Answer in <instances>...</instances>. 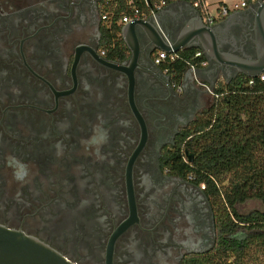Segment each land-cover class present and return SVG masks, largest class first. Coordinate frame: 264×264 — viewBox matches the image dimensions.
I'll return each instance as SVG.
<instances>
[{
    "label": "flooded vegetation",
    "instance_id": "obj_1",
    "mask_svg": "<svg viewBox=\"0 0 264 264\" xmlns=\"http://www.w3.org/2000/svg\"><path fill=\"white\" fill-rule=\"evenodd\" d=\"M102 1L0 0V224L75 264H225L206 187L169 155L243 74L206 58L178 88L141 30L135 58L110 56ZM222 21L221 49L256 57L264 11ZM184 24L163 22L171 41Z\"/></svg>",
    "mask_w": 264,
    "mask_h": 264
},
{
    "label": "trees",
    "instance_id": "obj_2",
    "mask_svg": "<svg viewBox=\"0 0 264 264\" xmlns=\"http://www.w3.org/2000/svg\"><path fill=\"white\" fill-rule=\"evenodd\" d=\"M159 0H106L111 18L102 24V45L112 57L125 58L118 21L134 7L149 12ZM169 1V0H168ZM193 6L195 1L182 0ZM198 48L182 49L163 67L179 83L191 65L201 67L204 54ZM264 74V72H263ZM264 81L248 84V77L238 75L228 83L219 82L220 96L209 119L200 120L196 134L169 155L170 166L177 173L190 174L204 184L218 217L219 240L216 254L225 264H264V209L240 214L236 204L257 199L264 205ZM225 92H227L225 94ZM223 94V95H221ZM190 134V133H189ZM188 149L184 154L183 148ZM193 160L187 163L189 155Z\"/></svg>",
    "mask_w": 264,
    "mask_h": 264
},
{
    "label": "water",
    "instance_id": "obj_3",
    "mask_svg": "<svg viewBox=\"0 0 264 264\" xmlns=\"http://www.w3.org/2000/svg\"><path fill=\"white\" fill-rule=\"evenodd\" d=\"M185 12V24L175 41L163 34L152 18L146 20L134 19L121 27L122 39L130 52V57H136L138 46L137 32L144 31L155 48L168 53L184 48H198L204 52L208 60H214L219 65L222 62L236 64L239 73L248 78H256L264 72V32H260L258 54L254 58L241 56L235 52H225V38H220L221 26L224 21L207 25L202 21L199 11L190 3L181 1L178 4ZM255 8L264 11V0L251 3ZM162 9L157 14L160 20ZM225 47V46H224ZM196 72V71H195ZM184 78V77H183ZM184 81V79H183ZM0 264H75L59 251L40 239L23 231L0 224Z\"/></svg>",
    "mask_w": 264,
    "mask_h": 264
},
{
    "label": "built area",
    "instance_id": "obj_4",
    "mask_svg": "<svg viewBox=\"0 0 264 264\" xmlns=\"http://www.w3.org/2000/svg\"><path fill=\"white\" fill-rule=\"evenodd\" d=\"M106 0H103L101 3V19L104 23H107L110 18H111V13L110 11H108V9H103V7H105L103 5V2H105ZM178 0H159L158 2H156L153 7L149 10V12H144L139 10L138 8L134 7L133 10H131V12L129 14L123 15L121 17V19L118 21V24H125L129 21H132L134 19H143L146 20L148 18H152L155 22V24L157 25V27L159 28V30L165 35L160 23L157 21V14L167 5H169L170 3L176 2ZM258 0H240L239 3H234L232 6L233 7H229V5H227V3L225 4H217L216 8H215V14H212L211 11L209 10V6L210 3H208L206 0L203 1H195L193 3V7H195L202 18V21L207 24V25H211L214 24L217 20H220L222 18H224L229 12L235 10V9H239V8H245L247 7L249 4L256 2ZM203 54L202 50H198L195 53L196 57H199ZM176 56V53L171 52L168 53L164 50H159L157 51V53L155 54V62L156 63H161L164 62L165 60H174ZM206 65V60L201 62V67H204ZM198 67L191 65L190 69L193 76H195V71ZM264 81V74L263 72L261 74H259L256 78H248V84H254L255 81ZM177 87L180 88L181 87V81L177 84ZM227 92H225L226 94ZM258 93H262L264 94V90H259ZM202 188L204 187V184L200 185Z\"/></svg>",
    "mask_w": 264,
    "mask_h": 264
},
{
    "label": "rangeland",
    "instance_id": "obj_5",
    "mask_svg": "<svg viewBox=\"0 0 264 264\" xmlns=\"http://www.w3.org/2000/svg\"><path fill=\"white\" fill-rule=\"evenodd\" d=\"M227 1V5H229V7H233L232 5L234 3H239L240 0H226ZM218 3H214V1H212V3L209 6V10L211 11L212 14H215V8L217 6ZM236 209L240 214H245L251 210L254 209H259V210H263L264 209V205L261 203V201L257 200V199H249L243 203H238L236 204Z\"/></svg>",
    "mask_w": 264,
    "mask_h": 264
},
{
    "label": "crops",
    "instance_id": "obj_6",
    "mask_svg": "<svg viewBox=\"0 0 264 264\" xmlns=\"http://www.w3.org/2000/svg\"><path fill=\"white\" fill-rule=\"evenodd\" d=\"M182 0H178L176 2H173V3H170L169 5L165 6L163 8V12L160 14V20H159V23L164 31L165 34H167L165 28H164V25H163V22L170 19V17L172 16H176V15H181L183 16V13H185L181 7L179 5H176V6H172V4H178L179 2H181ZM208 3H212V1H214V3H218V4H225L227 3L226 0H206ZM218 22V20L216 21Z\"/></svg>",
    "mask_w": 264,
    "mask_h": 264
}]
</instances>
